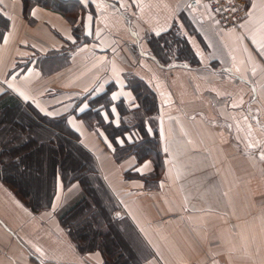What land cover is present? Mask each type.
Instances as JSON below:
<instances>
[{"label":"crops","instance_id":"1","mask_svg":"<svg viewBox=\"0 0 264 264\" xmlns=\"http://www.w3.org/2000/svg\"><path fill=\"white\" fill-rule=\"evenodd\" d=\"M245 2L238 26L220 28L201 0H0V95L64 117L133 228L136 264H264V0ZM140 91L154 97L144 128L158 168L116 159L82 115L117 125L131 117L118 105L137 109ZM104 93L109 106L91 107ZM81 191L58 175L49 207L32 211L0 179V264H103L58 218Z\"/></svg>","mask_w":264,"mask_h":264},{"label":"trees","instance_id":"2","mask_svg":"<svg viewBox=\"0 0 264 264\" xmlns=\"http://www.w3.org/2000/svg\"><path fill=\"white\" fill-rule=\"evenodd\" d=\"M23 1L27 8L31 2L43 3L47 0ZM5 21V18L0 14V34ZM138 95L140 105L137 109L129 111L124 109L121 104L118 105L122 114L128 112L131 117L129 120L123 119L117 125L112 121L105 122L98 110H94V108H89L90 112H85L82 115L90 125L100 126L106 131L116 159L135 153L140 159L150 157L154 161L155 167L158 168L161 164V151L157 137L154 134L149 135L144 128V117L154 111V97L151 92L140 91ZM92 99L91 107H94L96 103L99 107H108L111 103V99L106 93ZM12 112H16L18 117L20 115L23 118L26 132L13 126L15 120L12 119ZM130 121L136 123L129 124ZM18 123H20L19 127L23 124L19 119ZM29 128H31L30 134L27 133ZM131 128L138 131L139 137H133L129 141L125 139L120 143L118 137H123L124 131ZM42 144L46 148L43 165L45 163L48 165L49 174L42 184V194L38 195L36 191L28 189L25 178L16 179L14 171L16 164H19L20 161L23 162V170L30 168L34 170L39 164L42 165L37 154ZM66 146L75 152L77 159L73 158ZM62 147V154H58L57 152L60 153L59 148ZM58 175L65 184L77 180L82 186L81 193L58 212L61 225L67 230L76 247L80 251L100 250L104 258L103 264H136L138 255L142 251L141 248L136 250L135 247L129 255L124 251L119 238H116L117 247L112 241L118 232H123L127 234L129 244L133 248L135 241L133 228L126 219L116 214L115 200L101 180L93 158L76 142V135L66 125L64 117L42 115L30 106H23L14 96L8 93L1 94L0 179L32 211H38L51 204ZM78 213H80L79 221H69L72 216ZM85 225H89L91 231H87Z\"/></svg>","mask_w":264,"mask_h":264},{"label":"rangeland","instance_id":"3","mask_svg":"<svg viewBox=\"0 0 264 264\" xmlns=\"http://www.w3.org/2000/svg\"><path fill=\"white\" fill-rule=\"evenodd\" d=\"M53 4V3H52ZM17 113L16 112H12V119L15 120V123H14V127H16V129L20 128L22 132H26L25 128H24V121H23V118L19 115V117L17 116ZM18 119L23 123L21 127L18 126ZM41 125V124H40ZM44 127V125H41ZM13 128V127H12ZM30 130L31 128H29L27 131L28 134H30ZM67 147V150L68 152L73 156V158L75 157L77 159V156L75 154V152L69 148L68 146ZM59 152H57L58 154H62V151H63V147L60 149L59 148ZM45 152H46V148H45V145L42 144L41 147L38 149L37 151V154L39 155L38 158H39V162L42 163V165H38L34 170L33 169H22V161H20V163L16 164L15 166V178L19 179V178H25L26 179V182H27V185H28V189L30 191H36V193L38 195L42 194L43 192V186L42 184L45 182V180L47 179L48 177V165H43L44 164V156H45ZM19 154V153H18ZM61 156V155H60ZM81 161V160H80ZM78 163H79V160H78ZM83 212V211H82ZM80 213L72 216V218L69 219V221H72V222H77L79 221L80 219ZM85 229L87 231H91V227L89 225H85L84 226ZM119 240L120 244L123 245V249L124 251L130 255V252L132 251V248H131V244H129V238H127V234L125 233H121V232H118L116 235H115V238L112 240L114 241V244L116 245V247L118 246V243H117V239ZM125 257V256H124Z\"/></svg>","mask_w":264,"mask_h":264},{"label":"built area","instance_id":"4","mask_svg":"<svg viewBox=\"0 0 264 264\" xmlns=\"http://www.w3.org/2000/svg\"><path fill=\"white\" fill-rule=\"evenodd\" d=\"M201 2L213 23L220 28L237 27L246 13L245 0H201Z\"/></svg>","mask_w":264,"mask_h":264},{"label":"snow or ice","instance_id":"5","mask_svg":"<svg viewBox=\"0 0 264 264\" xmlns=\"http://www.w3.org/2000/svg\"><path fill=\"white\" fill-rule=\"evenodd\" d=\"M252 8H253V9L256 8V4H255V3H252ZM234 10H235V9H234ZM33 15H34V13H33ZM247 15H248L249 17H251V16H252V12H248ZM88 19H89V21H91L92 17L89 16ZM261 28H262V30H264V18H262ZM69 39H71V37H69ZM252 39H253V42H254V43H259V42L256 41L255 36H253ZM261 39L264 40V35H262ZM259 46H260L261 48H264V43H260ZM21 95H23V94L21 93ZM25 99H27V97H25ZM81 111H83V109H81ZM121 142H122V141H121ZM165 151H167V149H165ZM261 157L264 158V153H261Z\"/></svg>","mask_w":264,"mask_h":264},{"label":"water","instance_id":"6","mask_svg":"<svg viewBox=\"0 0 264 264\" xmlns=\"http://www.w3.org/2000/svg\"><path fill=\"white\" fill-rule=\"evenodd\" d=\"M118 215H119V212H118Z\"/></svg>","mask_w":264,"mask_h":264}]
</instances>
